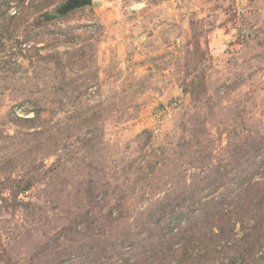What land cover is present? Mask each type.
Returning a JSON list of instances; mask_svg holds the SVG:
<instances>
[{
  "label": "rangeland",
  "instance_id": "obj_1",
  "mask_svg": "<svg viewBox=\"0 0 264 264\" xmlns=\"http://www.w3.org/2000/svg\"><path fill=\"white\" fill-rule=\"evenodd\" d=\"M66 1L0 0V264H177L196 212L264 264V0Z\"/></svg>",
  "mask_w": 264,
  "mask_h": 264
},
{
  "label": "trees",
  "instance_id": "obj_2",
  "mask_svg": "<svg viewBox=\"0 0 264 264\" xmlns=\"http://www.w3.org/2000/svg\"><path fill=\"white\" fill-rule=\"evenodd\" d=\"M45 18L47 20H53V18L48 17L47 15H45ZM243 206H247V205L245 204ZM214 208H215V206L212 205L213 210H214ZM185 217H187V216L179 214L176 218V221L179 222V224H186L184 229H183V227H181V228L184 230V233L189 232L191 234L187 240L189 242L188 243L184 242V244L181 246L180 249L175 250V251H177L175 254L176 255V263L177 264H187L190 261H192V262L194 261L195 264H197L195 257H194L195 250H193L192 247H195L194 245L199 246V243H203L202 239L206 238L205 235L199 233L198 230L200 229L201 226L205 225L207 220H205V218L197 212L191 215L192 221L185 219ZM209 223H212L214 228L219 230V233L215 234L216 238L220 237L221 236L220 233H223V224L220 223L219 217H217V216L210 217ZM261 227L262 226L254 227L253 229H255L256 231L254 230L252 232L246 233L245 239L246 238L249 239L250 237H253L255 234H257L259 232L258 236H256V239H260V241H264V229L261 230ZM194 237L198 238V239L192 240ZM259 247H260V245H254V244L246 246L244 260L246 261L249 258V255L258 254ZM196 248H199V247H196ZM134 257H135L134 263L143 264V262H140V258L139 257L137 258V255H135ZM228 262H229V264H238V261L233 260V259H231ZM222 264H227V263L222 262ZM244 264H246V263H244Z\"/></svg>",
  "mask_w": 264,
  "mask_h": 264
},
{
  "label": "water",
  "instance_id": "obj_3",
  "mask_svg": "<svg viewBox=\"0 0 264 264\" xmlns=\"http://www.w3.org/2000/svg\"><path fill=\"white\" fill-rule=\"evenodd\" d=\"M93 4L94 0H67L61 8L53 13V15H66L75 9L92 6Z\"/></svg>",
  "mask_w": 264,
  "mask_h": 264
}]
</instances>
